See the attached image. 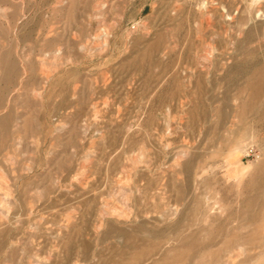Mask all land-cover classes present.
Masks as SVG:
<instances>
[{
	"label": "rangeland",
	"instance_id": "rangeland-1",
	"mask_svg": "<svg viewBox=\"0 0 264 264\" xmlns=\"http://www.w3.org/2000/svg\"><path fill=\"white\" fill-rule=\"evenodd\" d=\"M0 264H264V0H0Z\"/></svg>",
	"mask_w": 264,
	"mask_h": 264
},
{
	"label": "bare ground",
	"instance_id": "bare-ground-1",
	"mask_svg": "<svg viewBox=\"0 0 264 264\" xmlns=\"http://www.w3.org/2000/svg\"><path fill=\"white\" fill-rule=\"evenodd\" d=\"M121 252V251H120ZM130 257V256H129ZM134 261V260H133ZM128 263V262H127Z\"/></svg>",
	"mask_w": 264,
	"mask_h": 264
}]
</instances>
